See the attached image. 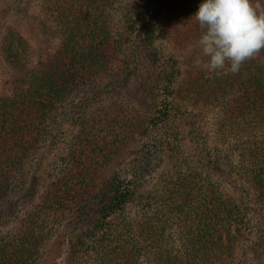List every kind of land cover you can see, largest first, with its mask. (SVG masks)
Instances as JSON below:
<instances>
[{"label": "trees", "instance_id": "16d2710c", "mask_svg": "<svg viewBox=\"0 0 264 264\" xmlns=\"http://www.w3.org/2000/svg\"><path fill=\"white\" fill-rule=\"evenodd\" d=\"M41 1L48 53L2 40L21 78L0 91V264H243L264 242V62L184 69L202 0Z\"/></svg>", "mask_w": 264, "mask_h": 264}, {"label": "clouds", "instance_id": "9594fccd", "mask_svg": "<svg viewBox=\"0 0 264 264\" xmlns=\"http://www.w3.org/2000/svg\"><path fill=\"white\" fill-rule=\"evenodd\" d=\"M253 0H202L193 15L202 29L198 41L205 69L233 74L264 50V12Z\"/></svg>", "mask_w": 264, "mask_h": 264}, {"label": "rangeland", "instance_id": "374dc122", "mask_svg": "<svg viewBox=\"0 0 264 264\" xmlns=\"http://www.w3.org/2000/svg\"><path fill=\"white\" fill-rule=\"evenodd\" d=\"M254 5L264 4V0H253ZM42 18V1L41 0H1L0 2V91L3 93H10L12 91L13 82L20 79V75L13 71L6 63L2 53V40L5 35V31L8 28L17 29L32 45L34 49L35 61H40L50 50L48 37L44 34L41 26ZM178 34L180 39L187 38V29L194 28L191 23L180 24ZM162 31V30H161ZM160 45L164 50L166 57H169L171 51V41L166 38V32H162L160 36ZM187 48H185L181 54V65L184 69L202 67L205 68L207 58L201 54V49L198 45V41H189ZM186 44V43H185ZM257 56L264 62V51L261 50ZM169 62L168 60H165ZM211 115V116H210ZM207 117V129L216 131V118L212 114ZM224 147L228 150H237L236 143L225 141ZM25 179L28 178V174H25ZM19 182V181H18ZM26 183V182H25ZM23 183V184H25ZM19 189H23L22 182L18 184ZM17 195H14L7 204L17 200ZM264 212V206L262 209ZM20 214V212L18 213ZM15 223L12 221L1 222L0 221V236L6 234L9 229ZM251 239H260L258 235H253ZM263 245V246H262ZM261 246L256 243H251L250 247L241 254L243 264H264V242Z\"/></svg>", "mask_w": 264, "mask_h": 264}]
</instances>
